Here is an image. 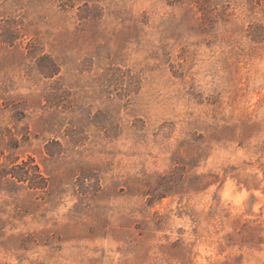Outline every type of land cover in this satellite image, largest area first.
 Wrapping results in <instances>:
<instances>
[{
    "label": "rangeland",
    "instance_id": "obj_1",
    "mask_svg": "<svg viewBox=\"0 0 264 264\" xmlns=\"http://www.w3.org/2000/svg\"><path fill=\"white\" fill-rule=\"evenodd\" d=\"M0 264H264V0H0Z\"/></svg>",
    "mask_w": 264,
    "mask_h": 264
}]
</instances>
